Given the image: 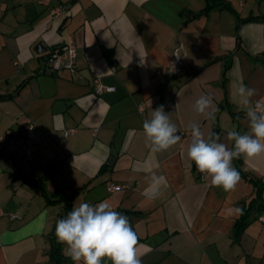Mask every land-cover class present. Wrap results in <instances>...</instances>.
<instances>
[{
	"label": "crops",
	"instance_id": "obj_1",
	"mask_svg": "<svg viewBox=\"0 0 264 264\" xmlns=\"http://www.w3.org/2000/svg\"><path fill=\"white\" fill-rule=\"evenodd\" d=\"M58 5L66 11L53 16ZM69 44L73 70H51L49 53ZM95 78L114 89L96 94ZM241 84L264 103V0H0V264L48 263L62 204L44 190L124 211L142 264H264V154L233 161L230 191L187 157L194 123L222 142L247 131ZM202 95L213 100L205 114ZM161 105L182 139L152 153L142 126ZM29 122L37 141L21 135Z\"/></svg>",
	"mask_w": 264,
	"mask_h": 264
},
{
	"label": "clouds",
	"instance_id": "obj_2",
	"mask_svg": "<svg viewBox=\"0 0 264 264\" xmlns=\"http://www.w3.org/2000/svg\"><path fill=\"white\" fill-rule=\"evenodd\" d=\"M238 94L244 105L246 132L234 128L222 142L218 134L212 132L205 137L198 124L190 125L188 159L194 162L197 172L210 178L212 186L225 191L233 190L241 178L233 166L234 160L264 154V106L252 99L259 95L258 90L241 84ZM212 103L211 96L202 95L195 102V111L205 114ZM142 130L152 153L166 151L182 139L163 105L152 110L151 117L143 121ZM161 180L152 176L146 191L150 199L160 195ZM55 237L73 264H103L105 259L111 264H142L137 251L138 235L129 217L106 201L82 202L72 207L65 217L56 221Z\"/></svg>",
	"mask_w": 264,
	"mask_h": 264
},
{
	"label": "built area",
	"instance_id": "obj_3",
	"mask_svg": "<svg viewBox=\"0 0 264 264\" xmlns=\"http://www.w3.org/2000/svg\"><path fill=\"white\" fill-rule=\"evenodd\" d=\"M239 3H243L245 0H237ZM66 11V7L62 5H58L52 10L53 16H58L60 13H64ZM185 52L183 51V46L180 43L171 53L168 60V71L172 75H178L181 72L183 65V56ZM74 57H75V49L74 45L69 44L67 46H62L61 48L54 50L49 57V68L53 71L59 69H68L73 70L74 68ZM94 92L96 94L102 93L104 90L111 91L114 89L113 86H104L98 78L94 79L93 83ZM261 106H264V103L261 101H256ZM143 107H139V111H142ZM75 132V128H67L63 130L64 137L70 136ZM21 135L25 140L28 141H37L42 137V134L39 130H37L32 122L27 123L21 128ZM22 151L24 153H28L29 149L27 145H23ZM200 176L204 178V175L200 173ZM118 185H111L110 190H114L118 188ZM11 217H15L16 214L12 213Z\"/></svg>",
	"mask_w": 264,
	"mask_h": 264
},
{
	"label": "trees",
	"instance_id": "obj_4",
	"mask_svg": "<svg viewBox=\"0 0 264 264\" xmlns=\"http://www.w3.org/2000/svg\"><path fill=\"white\" fill-rule=\"evenodd\" d=\"M61 47H59V48H61ZM59 48H57V49H59ZM57 49H55V50H57ZM52 52L49 53V57H50ZM20 86H22V85H20ZM7 96H9V95H7ZM3 97H4L3 95H0V99H2ZM25 180L33 183V181L31 179L26 178ZM34 183H37V181H34ZM38 184H40V182H38ZM40 186L42 187V185H40ZM44 195L46 196L48 202H50V203L51 202L52 203H61L62 204V210L59 213L58 219L65 217L66 214L72 209V197L71 196H68V195L62 194V193L58 194L57 192H53L52 194H48L45 190H44ZM262 206H264V205H262ZM119 212L125 214L124 211L119 210ZM48 240L50 242V248L47 251V255L49 258L47 264H63L66 261V257L62 253L61 244L57 242V239L55 237V226L52 229V231L49 233Z\"/></svg>",
	"mask_w": 264,
	"mask_h": 264
},
{
	"label": "water",
	"instance_id": "obj_5",
	"mask_svg": "<svg viewBox=\"0 0 264 264\" xmlns=\"http://www.w3.org/2000/svg\"><path fill=\"white\" fill-rule=\"evenodd\" d=\"M212 132L216 133L217 132V129L213 130Z\"/></svg>",
	"mask_w": 264,
	"mask_h": 264
},
{
	"label": "rangeland",
	"instance_id": "obj_6",
	"mask_svg": "<svg viewBox=\"0 0 264 264\" xmlns=\"http://www.w3.org/2000/svg\"><path fill=\"white\" fill-rule=\"evenodd\" d=\"M63 245L61 244V247H62ZM64 247V246H63ZM62 253H63V251H62ZM64 254V253H63Z\"/></svg>",
	"mask_w": 264,
	"mask_h": 264
}]
</instances>
